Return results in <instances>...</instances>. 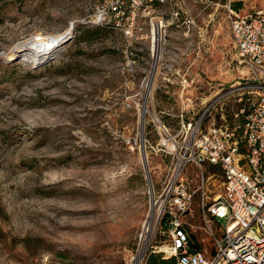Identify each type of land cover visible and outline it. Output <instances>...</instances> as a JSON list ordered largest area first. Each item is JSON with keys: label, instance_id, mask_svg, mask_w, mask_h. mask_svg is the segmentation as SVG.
I'll return each mask as SVG.
<instances>
[{"label": "rangeland", "instance_id": "1", "mask_svg": "<svg viewBox=\"0 0 264 264\" xmlns=\"http://www.w3.org/2000/svg\"><path fill=\"white\" fill-rule=\"evenodd\" d=\"M215 1L214 7L186 3L197 26L190 39L175 26L168 29L146 99L144 82L155 60L151 19L168 18L169 1L150 11L143 6L130 20L102 24L89 20L105 0H0V264H133L144 245L147 259L163 255L159 250L170 236L155 223L156 213L148 239L144 225L175 160L150 147L160 141L153 118L175 130L177 115L193 106L188 116L197 120L220 84L228 87L247 72L234 48L229 0ZM232 5L246 14L264 0ZM127 22L133 36L122 30ZM69 27L70 36L43 61L28 62L16 52L33 36ZM96 28H102L97 37H82L83 30ZM187 70L195 83L182 94ZM232 107L224 106L229 123ZM213 113L221 122V114ZM203 170L206 178L215 173L208 186L219 190L221 170L213 172L207 163ZM200 171L191 164L183 173L193 190ZM200 197L195 194L186 219L190 234L202 240Z\"/></svg>", "mask_w": 264, "mask_h": 264}, {"label": "built area", "instance_id": "2", "mask_svg": "<svg viewBox=\"0 0 264 264\" xmlns=\"http://www.w3.org/2000/svg\"><path fill=\"white\" fill-rule=\"evenodd\" d=\"M105 1L89 21L105 24L117 17L115 20L121 22L130 20L143 6L150 11L158 2L172 4L168 18L151 19L150 50L154 59V49L162 42V29L164 41L171 26L181 29L183 37L191 38L197 16L187 2L218 5L215 0ZM226 7L238 63L246 68V74L228 87L220 84L222 87L197 120L188 116L193 106L180 111L175 130L158 115L153 118L160 141L150 143V147L175 160L171 177L162 192L154 194L153 201L160 208L155 223L170 236L166 248L159 251L166 258L175 257L176 264H264V6L246 14L239 13L232 0ZM133 26L124 23L122 30L133 36ZM199 37H203L202 31ZM156 70L157 67L154 77ZM194 83L187 70L180 80L181 93H189ZM227 102L233 104L231 123L225 117ZM213 111L221 114V122H217ZM206 163L221 170L217 191L208 186V178L215 173L206 178ZM191 164L201 170L195 190L183 177ZM196 193L201 196L202 228L206 234L202 240L190 234L186 219ZM218 219H225L224 227L217 224ZM206 239L209 244L203 243ZM147 255L141 247L133 264H146Z\"/></svg>", "mask_w": 264, "mask_h": 264}, {"label": "bare ground", "instance_id": "3", "mask_svg": "<svg viewBox=\"0 0 264 264\" xmlns=\"http://www.w3.org/2000/svg\"><path fill=\"white\" fill-rule=\"evenodd\" d=\"M71 28L69 27L64 33H59L55 35L39 34V35L33 36L19 43L17 45L16 52L20 53L23 57H26L28 62L38 63L40 61H43L45 58L53 56L54 54L57 53L58 49L66 41V38L70 36ZM156 28H159V27H156ZM163 36H164V30L162 29L161 30L162 42L154 49L155 63H154L153 69L151 71L150 76L144 82V86L145 88H147V91H146L147 96L145 97L146 99L152 91V86L154 83L155 68L157 67L156 66L157 61L159 60V57L164 49V46L162 45L164 42ZM143 107H144L143 108V111H144L145 104L143 105ZM152 209H153V212L149 214V219L146 220L145 225H144L145 232H147L145 237L147 239L149 238L150 231L154 227V222H153L154 214L156 212H159L160 210L158 206H155L154 201H152ZM146 248L147 247L144 245L143 250H146ZM161 248H166V246H161Z\"/></svg>", "mask_w": 264, "mask_h": 264}, {"label": "trees", "instance_id": "4", "mask_svg": "<svg viewBox=\"0 0 264 264\" xmlns=\"http://www.w3.org/2000/svg\"><path fill=\"white\" fill-rule=\"evenodd\" d=\"M102 28H96L93 30H83L82 37L85 39H91L93 37H97L99 34V31ZM211 170L213 172H216L217 170H220L218 166L211 165ZM146 264H176L175 257H164L163 255L153 254L151 253L147 259Z\"/></svg>", "mask_w": 264, "mask_h": 264}, {"label": "water", "instance_id": "5", "mask_svg": "<svg viewBox=\"0 0 264 264\" xmlns=\"http://www.w3.org/2000/svg\"><path fill=\"white\" fill-rule=\"evenodd\" d=\"M72 29H73V23H72ZM146 102V100H145ZM142 128L144 126V118H145V112L143 111L142 112ZM142 161H143V166H144V170H145V173H146V177L149 181V184H150V187L152 188V183H151V179H150V170H149V164H148V156H147V153H146V146H145V143L144 141H142Z\"/></svg>", "mask_w": 264, "mask_h": 264}, {"label": "crops", "instance_id": "6", "mask_svg": "<svg viewBox=\"0 0 264 264\" xmlns=\"http://www.w3.org/2000/svg\"><path fill=\"white\" fill-rule=\"evenodd\" d=\"M217 13V12H216ZM232 40H233V38H232Z\"/></svg>", "mask_w": 264, "mask_h": 264}]
</instances>
